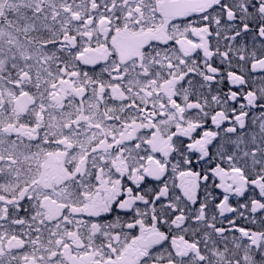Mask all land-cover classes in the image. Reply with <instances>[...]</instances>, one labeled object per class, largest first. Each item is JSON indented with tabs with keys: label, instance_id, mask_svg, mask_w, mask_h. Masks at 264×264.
Listing matches in <instances>:
<instances>
[{
	"label": "snow or ice",
	"instance_id": "obj_1",
	"mask_svg": "<svg viewBox=\"0 0 264 264\" xmlns=\"http://www.w3.org/2000/svg\"><path fill=\"white\" fill-rule=\"evenodd\" d=\"M0 264H264V0H0Z\"/></svg>",
	"mask_w": 264,
	"mask_h": 264
}]
</instances>
